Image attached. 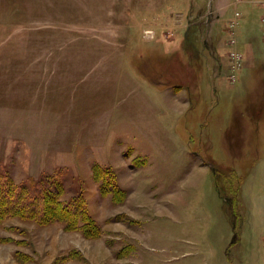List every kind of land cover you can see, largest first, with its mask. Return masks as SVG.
I'll list each match as a JSON object with an SVG mask.
<instances>
[{"label": "rangeland", "instance_id": "rangeland-1", "mask_svg": "<svg viewBox=\"0 0 264 264\" xmlns=\"http://www.w3.org/2000/svg\"><path fill=\"white\" fill-rule=\"evenodd\" d=\"M0 167V264H264V0H0Z\"/></svg>", "mask_w": 264, "mask_h": 264}, {"label": "trees", "instance_id": "trees-1", "mask_svg": "<svg viewBox=\"0 0 264 264\" xmlns=\"http://www.w3.org/2000/svg\"><path fill=\"white\" fill-rule=\"evenodd\" d=\"M33 184L32 182L25 183L23 185L14 187L6 172L0 167V219L8 217L16 212H27V214H32V209H34L39 201L47 200L52 202L49 191L38 184L35 193L30 198V201L21 207V200L27 191V188ZM47 203V201H46ZM48 205V203H47ZM57 206V205H56ZM73 208H76L75 203L69 205H64L63 207L57 208V214L65 219H73ZM93 229V228H92Z\"/></svg>", "mask_w": 264, "mask_h": 264}, {"label": "crops", "instance_id": "crops-1", "mask_svg": "<svg viewBox=\"0 0 264 264\" xmlns=\"http://www.w3.org/2000/svg\"><path fill=\"white\" fill-rule=\"evenodd\" d=\"M218 1L219 0H213L214 4L217 3ZM227 2H228V4H230L231 0H227ZM228 11H229V6L226 8V10H224V14H226V13L228 14ZM214 58L217 59L216 56ZM219 65L221 66V63Z\"/></svg>", "mask_w": 264, "mask_h": 264}]
</instances>
